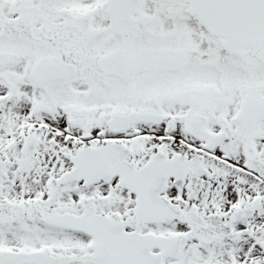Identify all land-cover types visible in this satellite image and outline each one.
Segmentation results:
<instances>
[{
  "label": "snow or ice",
  "instance_id": "snow-or-ice-1",
  "mask_svg": "<svg viewBox=\"0 0 264 264\" xmlns=\"http://www.w3.org/2000/svg\"><path fill=\"white\" fill-rule=\"evenodd\" d=\"M0 264H264V0H0Z\"/></svg>",
  "mask_w": 264,
  "mask_h": 264
}]
</instances>
